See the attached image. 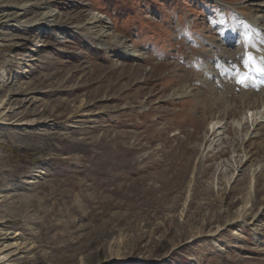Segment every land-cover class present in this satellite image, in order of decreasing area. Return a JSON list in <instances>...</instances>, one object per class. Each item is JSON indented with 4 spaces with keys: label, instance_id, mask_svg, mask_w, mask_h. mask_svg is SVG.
<instances>
[{
    "label": "rangeland",
    "instance_id": "374dc122",
    "mask_svg": "<svg viewBox=\"0 0 264 264\" xmlns=\"http://www.w3.org/2000/svg\"><path fill=\"white\" fill-rule=\"evenodd\" d=\"M244 1L263 15L248 0H0V250L14 254L0 262L264 264V106L239 112L262 87L226 76L258 34L237 51L217 33ZM95 16L142 59L91 38ZM181 85L194 95L174 99Z\"/></svg>",
    "mask_w": 264,
    "mask_h": 264
},
{
    "label": "bare ground",
    "instance_id": "6f19581e",
    "mask_svg": "<svg viewBox=\"0 0 264 264\" xmlns=\"http://www.w3.org/2000/svg\"><path fill=\"white\" fill-rule=\"evenodd\" d=\"M245 2L246 1L240 2L237 5H235L234 7L233 6H226V7H229L230 9H232L234 11L235 10H239L240 12H238V17L239 16L240 17L241 16L244 17V18H242L241 22L248 24V26H242L241 27L242 33L239 35V37H240L239 38V45H242V43H241L242 39L248 37V31L249 30L246 29V27H250L249 24H252V25H254L256 27L261 28V31H262V29H264V3H259V0H248V2L252 3L253 7L256 6V12L258 14H263V15L247 17L245 14H243L241 12L242 10L247 9V12L249 13L250 6H248V4H246ZM241 5L243 6L242 8H241ZM31 24L30 23L29 24L24 23L25 26H31ZM32 26H34V24ZM87 26H89L88 27L89 28V30H88L89 32L87 31L88 35H91V38H93V39H95V40H97L99 42L101 41L100 43L104 44V46H109V45L113 44L114 46H117L119 49L125 50L126 56L129 55L132 58L142 59V57H143L142 53L143 52L140 53L136 49H130V46L127 45V41L124 39V37L113 33L112 27L110 26V24L107 21H105L104 17L95 16L94 19H91L87 23ZM225 33H223L221 35L222 39H225L224 38L225 37ZM258 35L255 37L257 39H254V40L250 41L251 44L249 43L250 45L248 44L245 47L246 48V52L241 53L243 55V57L242 58L240 57L244 61L247 58V55L250 53V54H252L255 57L256 64L253 65L250 70L249 69H245V68L244 69L243 68H240V69H236L235 68V70L229 69L226 72V76L227 77L228 76L229 77H233L234 76V77H237V79L240 78L241 76H248L249 78L246 80L245 83H243V85H244L243 88L249 87V88L253 89L254 91H257V90L260 91L261 87H262V89H264V74H262L260 72H257L255 70L257 66L260 67V68H264V39H263V41L260 42L259 40L261 38L259 39ZM260 35H263V34H260ZM101 38L103 39V41L100 40ZM232 42H230V43H232ZM234 56H236V54ZM232 63H235V62L232 61ZM242 67H244V66H242ZM236 70H238L240 73L239 72H235L234 73V71H236ZM4 73H6V72H4ZM253 76L258 79L259 83L256 84L253 81V80L256 79ZM262 89H261V92H262L261 94H258L256 96H254L255 97V101L254 102L250 103V101L247 102V101L244 100V102L242 104V108L239 110V112L242 111V113L245 114L246 113L245 111H247V113H249L251 117L254 116V112L250 113V110L252 111L253 109L254 110L257 109L259 106H262V107L264 106V90H262ZM193 95H194V90L192 88H190L189 86H187V85L177 86L176 88L173 89V91L171 93V96L174 99H176V100H179V99H182V98H187V97H192ZM225 113H227V115H228L230 113V109L228 108L227 110H225ZM218 123L219 122L211 123V130L214 133H215V125H217ZM254 179H255L254 178V174H252V178H251L252 187L254 186V182H255ZM18 235L19 234H17V236ZM10 246L11 245L5 246L4 249H8ZM4 249H2V250H4ZM2 250H0V256L3 255L4 257H6V259H7V257H9V259H10L14 255L12 253H7V252L1 253ZM0 264H3V262H0Z\"/></svg>",
    "mask_w": 264,
    "mask_h": 264
},
{
    "label": "snow or ice",
    "instance_id": "6c2138e0",
    "mask_svg": "<svg viewBox=\"0 0 264 264\" xmlns=\"http://www.w3.org/2000/svg\"><path fill=\"white\" fill-rule=\"evenodd\" d=\"M256 64V59H255V57L252 55V54H248L247 55V58L244 60V67H245V69H251V67L253 66V65H255ZM257 72H260V73H262V74H264V68H260V67H256V69H255ZM249 77L248 76H241L240 77V80H239V82L241 83V84H243V83H245L246 82V80L248 79Z\"/></svg>",
    "mask_w": 264,
    "mask_h": 264
}]
</instances>
